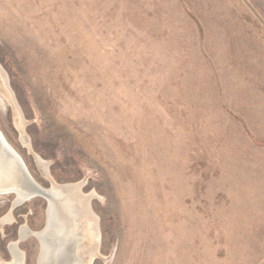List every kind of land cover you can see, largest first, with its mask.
Returning a JSON list of instances; mask_svg holds the SVG:
<instances>
[{
	"label": "rangeland",
	"instance_id": "1",
	"mask_svg": "<svg viewBox=\"0 0 264 264\" xmlns=\"http://www.w3.org/2000/svg\"><path fill=\"white\" fill-rule=\"evenodd\" d=\"M0 77L8 145L96 218L84 264H264V0H0ZM15 196L0 264H47Z\"/></svg>",
	"mask_w": 264,
	"mask_h": 264
},
{
	"label": "bare ground",
	"instance_id": "2",
	"mask_svg": "<svg viewBox=\"0 0 264 264\" xmlns=\"http://www.w3.org/2000/svg\"><path fill=\"white\" fill-rule=\"evenodd\" d=\"M21 160V157L8 145L0 131V195L8 194L12 189L26 190L35 186L22 174L19 166ZM79 187L78 184H64L48 190L52 193V200L47 209V225L43 231L36 233L40 242L43 243H41L42 252L40 255L42 263L84 264L78 255L79 238L76 235V230H78L79 224L76 219L86 213L88 214L87 226L90 231L88 236H90L91 249L95 251L97 247L96 218L89 212L90 207L88 210V202L86 197L81 194ZM15 197L20 199L16 200L14 205L23 203L21 196L16 195ZM23 231L22 229L21 232ZM10 252L13 258L10 264L23 263V254L14 243L10 245Z\"/></svg>",
	"mask_w": 264,
	"mask_h": 264
},
{
	"label": "water",
	"instance_id": "3",
	"mask_svg": "<svg viewBox=\"0 0 264 264\" xmlns=\"http://www.w3.org/2000/svg\"><path fill=\"white\" fill-rule=\"evenodd\" d=\"M19 166L21 168L22 174L26 176V178L29 180V182H32L33 184H35V186L33 185L32 188H29L26 190L12 189L10 191V193H14L15 195L21 196V198L23 199V202L26 200H29L35 196H42L47 200V203H48L47 208H48V205H49L50 201L52 200V193L48 192V190H50V189H44L32 178V176L28 172V170H27V168H26V166L22 160L19 162ZM36 238L40 242V239L38 237H36Z\"/></svg>",
	"mask_w": 264,
	"mask_h": 264
}]
</instances>
